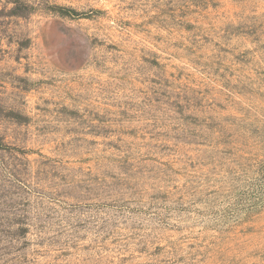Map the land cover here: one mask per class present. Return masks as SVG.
Masks as SVG:
<instances>
[{"label":"rangeland","instance_id":"374dc122","mask_svg":"<svg viewBox=\"0 0 264 264\" xmlns=\"http://www.w3.org/2000/svg\"><path fill=\"white\" fill-rule=\"evenodd\" d=\"M0 264H264V0H0Z\"/></svg>","mask_w":264,"mask_h":264}]
</instances>
